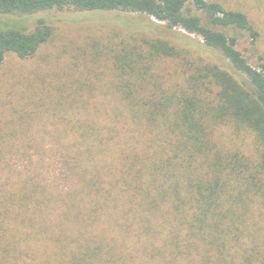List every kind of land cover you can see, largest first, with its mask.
Instances as JSON below:
<instances>
[{
    "label": "rangeland",
    "instance_id": "obj_1",
    "mask_svg": "<svg viewBox=\"0 0 264 264\" xmlns=\"http://www.w3.org/2000/svg\"><path fill=\"white\" fill-rule=\"evenodd\" d=\"M221 1L245 12L259 31L256 48L247 34L240 35L238 45L251 63H259V54L264 56V0ZM42 15L52 27L49 40L27 58L8 53L0 65V264H35L32 254L41 255L55 246L53 235L61 232L60 226L70 234L79 232L81 220L69 219L78 210L73 212L74 205L65 199V192L76 191L81 200L88 201L94 194L87 193L90 190L84 177L98 174L103 182L112 179L107 165L112 144L104 152L103 146L89 142V137L115 133V105L121 101L115 93L121 82L119 54L135 47L144 53L147 40L162 39L185 48L192 59L203 57L195 59L197 63L216 62L218 55L185 40L199 39L195 34L170 31L164 22L146 14L65 8ZM148 64L150 83L156 79L151 73L161 75V82L180 79L172 58L151 63L146 58L143 65ZM216 136L222 145L249 160L258 154L252 134L245 130L235 134L221 126ZM37 180L44 182L45 190L35 195L41 197L40 203L31 201L33 216L27 214L28 221L23 223L17 213V190L23 183L32 185ZM117 191L113 188L108 198L115 212L110 222L96 225L103 243L101 264H107V258H113L114 264H264V194L224 195L227 204L222 225L216 226L218 218L210 215L202 227L191 228L190 217L148 216L135 204L128 205V223L119 226L115 221L120 214L115 209L124 203H117ZM81 200L77 203L80 213L87 202ZM49 224L51 228L41 230ZM221 234L224 236L219 239ZM175 240L179 246L172 245Z\"/></svg>",
    "mask_w": 264,
    "mask_h": 264
},
{
    "label": "trees",
    "instance_id": "obj_2",
    "mask_svg": "<svg viewBox=\"0 0 264 264\" xmlns=\"http://www.w3.org/2000/svg\"><path fill=\"white\" fill-rule=\"evenodd\" d=\"M65 8L146 14L164 22L170 31L195 34L199 39L185 40L218 55L216 62L197 63L194 60L203 57L192 59L185 48L162 39L147 40L144 53L135 47L118 55L122 72L115 93L121 101L115 105V133L89 137L104 152L112 144L107 163L112 179L103 182L98 174L84 177L87 193L94 194L88 201L81 200L76 191L65 192L73 212L78 210L69 219H80L81 231L70 234L60 226L61 232L53 235L56 245L41 255L32 254L35 264H101L103 243L96 225L110 222L115 213L108 205L113 188L118 190L117 203H124L115 209L120 214L115 221L119 226L128 223L125 215L130 204L148 216L190 217L191 228L202 227L214 215L218 218L215 225L221 226L227 204L224 195L264 194V56L259 54L261 61L253 64L238 47L240 35L247 34L253 48L260 36L245 12L228 8L221 0H0V65L10 52L21 58L33 56L52 35L42 13ZM162 57L177 62L180 79L161 82V75L151 73L156 79L150 83L146 77L150 65L143 63L146 58L151 63ZM221 126L235 134L242 130L252 134L258 149L255 159L222 145L216 139ZM44 190L40 180L23 183L17 190V213L23 223L28 221L27 214L32 215L31 201L39 204L41 197L35 195ZM80 200L87 201L83 219L84 211L80 213L77 205ZM8 213L7 201L4 215ZM219 243L223 248L224 240ZM172 245L179 243L175 240ZM21 253L28 255L25 250ZM106 261L114 264L113 258Z\"/></svg>",
    "mask_w": 264,
    "mask_h": 264
}]
</instances>
